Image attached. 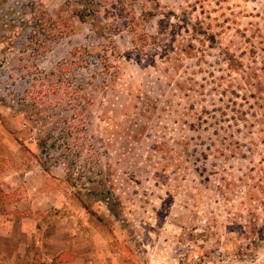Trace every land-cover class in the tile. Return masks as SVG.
<instances>
[{
	"label": "rangeland",
	"instance_id": "rangeland-1",
	"mask_svg": "<svg viewBox=\"0 0 264 264\" xmlns=\"http://www.w3.org/2000/svg\"><path fill=\"white\" fill-rule=\"evenodd\" d=\"M28 1L65 34L2 42ZM71 59L68 136L37 92ZM40 195L98 234L27 264H264V0H0V214Z\"/></svg>",
	"mask_w": 264,
	"mask_h": 264
},
{
	"label": "crops",
	"instance_id": "crops-1",
	"mask_svg": "<svg viewBox=\"0 0 264 264\" xmlns=\"http://www.w3.org/2000/svg\"><path fill=\"white\" fill-rule=\"evenodd\" d=\"M52 207L58 208L40 195L21 202L22 213L0 214V264H27L34 252L44 259V252L52 256L79 254L93 247V236L98 234L95 220L84 211L49 215Z\"/></svg>",
	"mask_w": 264,
	"mask_h": 264
},
{
	"label": "trees",
	"instance_id": "trees-1",
	"mask_svg": "<svg viewBox=\"0 0 264 264\" xmlns=\"http://www.w3.org/2000/svg\"><path fill=\"white\" fill-rule=\"evenodd\" d=\"M40 5H37V3L33 1H28L21 4V11L19 13H15V18L3 25V31L6 32V35H2V42H7L8 44L12 41V38H15L20 30H16L17 27L21 30L29 27V35L26 38V41L28 42V46L30 48H33L37 44V37L39 32L41 31L45 39L51 41L57 36H61L65 34V22L60 21V14L59 12L64 10V6H61L58 12L55 14L54 19H49L48 26L43 29L42 19L43 16L47 15L45 13H42L39 11ZM25 9L28 11L26 12ZM90 12V10L83 9L79 11V17L84 19L85 14ZM42 17V19H41ZM58 25H61L60 29ZM63 28V29H62ZM85 51L84 49H74V51L70 54L73 56V59L76 57H80V53ZM84 56V55H83ZM81 56V58L83 57ZM78 60V59H77ZM78 63H76L74 60H67L59 64L58 68L55 70L59 76L55 81H51L47 83L46 88L48 89V93L39 91L37 94H40L42 97H48L49 95H53L55 97V105L56 107H59L58 99H65L67 98V101L64 103L67 105V108L61 107L63 112H67L70 110L71 114L68 116V118L63 117L60 120V124L62 123V133H68V136L71 134L72 130L79 129L76 127L75 122L77 116L81 113V111L84 109L83 106H81L80 101L81 97L78 94L79 90L81 89L79 85H74L69 78H64L67 73L71 72L73 67L77 66ZM55 72V74H56ZM54 75V74H53ZM34 100H37L34 98ZM18 106L23 108V112L25 114H28L31 118H38L41 119L40 113H36L35 115L30 114V110H34L36 107L35 103H29V102H23L19 103ZM48 108V106H47ZM40 110V109H39ZM58 116H61L60 114ZM43 120V119H41ZM78 120V119H77ZM79 121V120H78ZM15 140H17L15 138ZM20 143V142H19ZM21 144V143H20Z\"/></svg>",
	"mask_w": 264,
	"mask_h": 264
}]
</instances>
